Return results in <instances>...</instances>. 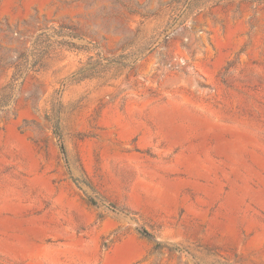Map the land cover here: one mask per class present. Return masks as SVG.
<instances>
[{
	"label": "rangeland",
	"instance_id": "rangeland-1",
	"mask_svg": "<svg viewBox=\"0 0 264 264\" xmlns=\"http://www.w3.org/2000/svg\"><path fill=\"white\" fill-rule=\"evenodd\" d=\"M0 264H264V1L0 0Z\"/></svg>",
	"mask_w": 264,
	"mask_h": 264
},
{
	"label": "trees",
	"instance_id": "trees-1",
	"mask_svg": "<svg viewBox=\"0 0 264 264\" xmlns=\"http://www.w3.org/2000/svg\"><path fill=\"white\" fill-rule=\"evenodd\" d=\"M253 1H264V0H253ZM22 58H23L22 60H24L25 62H27L26 61L27 60V53H23L22 54ZM13 67H14L15 71H14V74L12 76V81H16L17 80V77H19L20 75H23L24 74L23 72L29 69L27 66H23L21 62H18L16 64L14 62L13 63ZM81 73H82V71H81V69H79L78 71L72 73V75L70 77H72L74 81H79V80H82L83 78H86L88 76V74H81ZM9 86L12 89L13 86H14V84L13 83H10ZM53 133H54L55 137L59 141V145H60V148H61V152L64 153L65 150H64L63 144L61 142V134H60V129H59L58 124H54L53 125ZM89 201L91 203H94V200H92V198H89ZM140 232L144 236L151 237V234L148 233L144 229L140 230ZM157 245H159V244H157Z\"/></svg>",
	"mask_w": 264,
	"mask_h": 264
}]
</instances>
